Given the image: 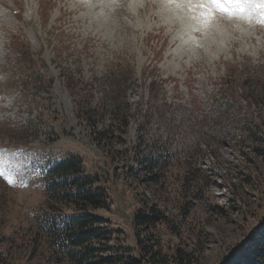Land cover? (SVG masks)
I'll list each match as a JSON object with an SVG mask.
<instances>
[{
  "label": "rangeland",
  "instance_id": "obj_1",
  "mask_svg": "<svg viewBox=\"0 0 264 264\" xmlns=\"http://www.w3.org/2000/svg\"><path fill=\"white\" fill-rule=\"evenodd\" d=\"M69 155L93 260L231 264L264 226V0H0V264H78Z\"/></svg>",
  "mask_w": 264,
  "mask_h": 264
},
{
  "label": "trees",
  "instance_id": "obj_2",
  "mask_svg": "<svg viewBox=\"0 0 264 264\" xmlns=\"http://www.w3.org/2000/svg\"><path fill=\"white\" fill-rule=\"evenodd\" d=\"M243 94V95H242ZM240 96L248 95L245 91ZM49 174L53 176L48 186V191L52 194L58 193L64 189L63 185L71 187L74 192L67 191L66 196L78 197L82 194L87 195L89 201L84 206L86 213H75L65 217V219L54 226V236L62 242L64 248L73 252L71 256L75 257L78 264H114L117 261L116 257L106 256L100 260H93L94 255L99 251V248L93 245L102 227L97 226L100 218L93 213L88 212V205L92 209L100 207V204L95 202L96 197L92 191L84 190L86 185L91 184L92 178L88 174L83 177L85 183L78 184L80 180L78 173L84 171L82 160L76 155H69L61 159H52L48 166ZM68 183V184H66ZM67 197V198H69ZM80 207V206H79ZM82 208V207H81ZM264 223V222H263ZM58 241V242H59ZM244 252H241L237 259L231 264H264V226L257 229L243 244ZM119 259V258H118Z\"/></svg>",
  "mask_w": 264,
  "mask_h": 264
}]
</instances>
